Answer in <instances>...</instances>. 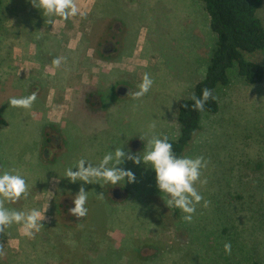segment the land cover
I'll use <instances>...</instances> for the list:
<instances>
[{
  "label": "rangeland",
  "instance_id": "374dc122",
  "mask_svg": "<svg viewBox=\"0 0 264 264\" xmlns=\"http://www.w3.org/2000/svg\"><path fill=\"white\" fill-rule=\"evenodd\" d=\"M76 3L87 15L67 20L65 28L60 21L54 33L57 17L49 20L31 0H1L0 115L7 120L0 129L1 170L19 171L29 186L26 198L6 206L27 210L49 203L45 215L52 218L33 239L21 238L18 225L0 232V264L264 262V80L250 84L236 67L219 90V111L202 115L184 154L207 161L200 178L207 182L194 184L203 200L191 223L181 210L168 208L154 171L143 163L121 165L136 181L116 186L63 176L80 159L99 162L119 145L142 155L151 135L177 139L180 102L195 94L216 43L200 0ZM258 16L264 24V1ZM109 40L117 42V52L105 56ZM68 45L73 51L65 53L61 48ZM53 55L62 61L57 72ZM244 56L264 66V51ZM145 73L152 88L134 99ZM61 74L64 79L55 80ZM32 93L37 100L31 109L8 102ZM90 94L101 98V108L87 103ZM54 135L62 140L55 153ZM117 186L127 192L120 201L109 193ZM81 187L88 191V214L78 223L66 221L59 200L75 198Z\"/></svg>",
  "mask_w": 264,
  "mask_h": 264
},
{
  "label": "clouds",
  "instance_id": "9594fccd",
  "mask_svg": "<svg viewBox=\"0 0 264 264\" xmlns=\"http://www.w3.org/2000/svg\"><path fill=\"white\" fill-rule=\"evenodd\" d=\"M33 6L42 9L43 15L49 20L60 17L67 21L73 17H84L87 12L76 3V0H31ZM61 58L53 59V65L57 68L61 65ZM154 81L145 73L142 82L137 86L138 91L133 94L134 99L143 97L152 88ZM214 99L210 89H203L201 96L193 95V109L204 111L209 99ZM35 93L22 96L11 97L9 104L12 107L31 109L36 102ZM154 127V125H153ZM124 145L114 147L106 152L99 162H94L86 158L80 159L74 166L67 167L64 177L71 181H83L85 183L108 184L112 186L134 183L136 174L128 168L121 167L127 161L134 165L143 163L150 167L155 173V182L161 193L168 197L165 202L168 208L181 210L184 215L182 219L191 223L193 214L196 212V205L203 200L202 195L196 190L194 184L199 180L201 184L206 180H201V170L207 167V161L202 156L191 158L177 155L173 150V144L167 136L160 137L151 135L147 141V148L144 153L133 154L124 151ZM87 165V166H86ZM76 168L73 171V168ZM29 186L26 178L17 170H0V232L11 228L13 225L20 226V235L33 239L44 227L42 221L45 218V210L30 208L27 210H16L7 207V204L28 196ZM88 191L80 188L75 196L74 207L69 211L78 219L87 216ZM207 201L204 206H207ZM226 253L231 252V244L225 243Z\"/></svg>",
  "mask_w": 264,
  "mask_h": 264
},
{
  "label": "trees",
  "instance_id": "16d2710c",
  "mask_svg": "<svg viewBox=\"0 0 264 264\" xmlns=\"http://www.w3.org/2000/svg\"><path fill=\"white\" fill-rule=\"evenodd\" d=\"M200 1L205 4L209 14V23L216 34V43L206 75L197 83L194 95L201 96L202 90L207 88L212 91L215 98L209 99L202 112L193 109L194 102L191 98L180 102L178 112L180 134L175 140L169 138L174 152L180 156H184L199 132L202 115L219 111V90L230 84L229 72L233 67H236L239 76L244 77L250 84H258L264 80V66L248 61L244 56L246 52L264 51V24L258 16V10L264 0ZM6 125L7 120L0 115V129ZM62 236L67 238L69 234Z\"/></svg>",
  "mask_w": 264,
  "mask_h": 264
},
{
  "label": "flooded vegetation",
  "instance_id": "af4514ba",
  "mask_svg": "<svg viewBox=\"0 0 264 264\" xmlns=\"http://www.w3.org/2000/svg\"><path fill=\"white\" fill-rule=\"evenodd\" d=\"M115 29L117 30V26H115ZM116 32V31H114ZM114 32H112L111 36H114ZM117 42H112V41H108L102 48V53L106 56H108L109 54L112 56L113 54H115L117 52ZM125 86H120V88L118 89V93L122 94V90H125ZM86 101L87 103L93 108V109H98L102 107V100L101 98L96 95V94H90L89 96L86 97ZM56 136H51L50 142L53 143L54 145V153L56 152L57 149H59L60 145H61V139L59 138V136H57L58 138H55ZM121 188V187H120ZM122 189V188H121ZM123 190V189H122ZM125 191V190H124ZM126 192V191H125ZM56 194L58 195V191L56 190ZM127 194V192H126ZM61 195V194H60ZM62 196V195H61ZM75 198L72 196H62L59 200V206L61 208V213L64 216V219L66 221H71V222H75L78 223L79 221L83 220L84 217L78 219L76 216H74L69 209L74 207V200Z\"/></svg>",
  "mask_w": 264,
  "mask_h": 264
},
{
  "label": "crops",
  "instance_id": "0c3cea01",
  "mask_svg": "<svg viewBox=\"0 0 264 264\" xmlns=\"http://www.w3.org/2000/svg\"><path fill=\"white\" fill-rule=\"evenodd\" d=\"M60 21L63 23V28H65L66 26H65V23H66V21H63V19H59V17H57L55 20H54V33H57V31H58V28H60V26H58V24L60 23ZM68 26V25H67ZM66 34L68 35L69 34V32L68 31H66ZM58 46H55L54 45V49L55 48H57ZM58 49H60V47L58 48ZM58 49L57 50H54L55 52H54V54L56 53L57 54V52H58ZM61 49H63V51L65 52V53H67L69 50L70 51H73V47L72 46H70V45H68V46H66V47H62ZM59 53V52H58ZM59 55V54H58ZM53 59H54V55H53ZM54 66V65H53ZM54 69L56 70V72H57V69H56V67H54ZM62 71H64V70H62ZM58 72H61L60 70L58 71ZM61 76H62V78L64 79V75L63 74H61V75H56L55 76V80L59 77L60 79H61ZM64 97H65V99L66 100H68V94H67V92L65 93L64 92ZM63 102V101H62ZM54 103H52V105H51V107L50 108H52L51 109V111H50V114H51V117L53 118V115H54ZM69 109V108H68ZM63 115V114H62ZM61 115V116H62ZM60 116V117H61ZM51 156H52V153H51ZM50 195H51V193H49ZM51 205V204H50ZM42 208V209H41ZM48 208H49V203L48 204H45V203H42V204H40V208L39 209H41V210H44V209H46L45 210V214H47L48 213ZM50 211V210H49ZM52 217H49V215H45V218H44V222L45 223H49V221H50V219H51ZM43 222V223H44ZM21 238H25V237H23V236H20ZM85 258H87V257H85ZM85 258H84V260H85ZM60 263V262H59ZM54 264H56V261L54 260Z\"/></svg>",
  "mask_w": 264,
  "mask_h": 264
},
{
  "label": "water",
  "instance_id": "95a60500",
  "mask_svg": "<svg viewBox=\"0 0 264 264\" xmlns=\"http://www.w3.org/2000/svg\"><path fill=\"white\" fill-rule=\"evenodd\" d=\"M125 90H122L121 93H124ZM137 142L133 143V146H136ZM110 195L114 200L120 201L126 198V192L122 190L120 187H115L110 190Z\"/></svg>",
  "mask_w": 264,
  "mask_h": 264
}]
</instances>
